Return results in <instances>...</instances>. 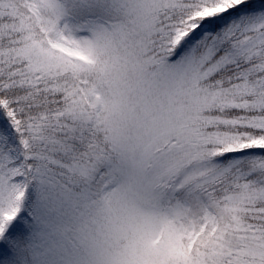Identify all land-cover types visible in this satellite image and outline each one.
Returning a JSON list of instances; mask_svg holds the SVG:
<instances>
[{
  "label": "snow or ice",
  "instance_id": "6c2138e0",
  "mask_svg": "<svg viewBox=\"0 0 264 264\" xmlns=\"http://www.w3.org/2000/svg\"><path fill=\"white\" fill-rule=\"evenodd\" d=\"M0 264H264V0H0Z\"/></svg>",
  "mask_w": 264,
  "mask_h": 264
}]
</instances>
